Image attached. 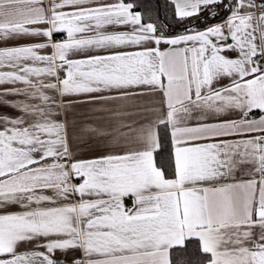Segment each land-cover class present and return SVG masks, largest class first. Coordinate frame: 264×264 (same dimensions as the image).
<instances>
[{
  "label": "snow or ice",
  "instance_id": "1",
  "mask_svg": "<svg viewBox=\"0 0 264 264\" xmlns=\"http://www.w3.org/2000/svg\"><path fill=\"white\" fill-rule=\"evenodd\" d=\"M171 2L0 0V264H264V0Z\"/></svg>",
  "mask_w": 264,
  "mask_h": 264
},
{
  "label": "trees",
  "instance_id": "2",
  "mask_svg": "<svg viewBox=\"0 0 264 264\" xmlns=\"http://www.w3.org/2000/svg\"><path fill=\"white\" fill-rule=\"evenodd\" d=\"M142 2L147 3L148 0H142ZM159 5V10L155 11L156 5ZM150 5L153 8L154 18L158 17L157 23L166 25L164 31L169 34H176L183 30L184 25L176 22L174 16V5L171 0H150ZM219 22V21H216ZM192 24H199L198 21L192 20ZM181 255L180 250H174L172 253V259L174 264H178L177 258Z\"/></svg>",
  "mask_w": 264,
  "mask_h": 264
},
{
  "label": "crops",
  "instance_id": "3",
  "mask_svg": "<svg viewBox=\"0 0 264 264\" xmlns=\"http://www.w3.org/2000/svg\"><path fill=\"white\" fill-rule=\"evenodd\" d=\"M0 87H11L10 85H6V86H0ZM87 105H80V106H76L72 112L73 115L76 118H80V114L86 112L87 110ZM5 111H7L6 109H4ZM95 155V149L93 148H87V147H81L77 149V156L80 158H84V159H90L93 158V156ZM127 205L130 207L131 206V200H127L126 201Z\"/></svg>",
  "mask_w": 264,
  "mask_h": 264
}]
</instances>
